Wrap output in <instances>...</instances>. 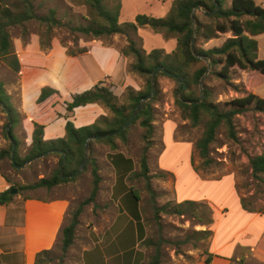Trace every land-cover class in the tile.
Returning <instances> with one entry per match:
<instances>
[{
    "label": "rangeland",
    "instance_id": "rangeland-1",
    "mask_svg": "<svg viewBox=\"0 0 264 264\" xmlns=\"http://www.w3.org/2000/svg\"><path fill=\"white\" fill-rule=\"evenodd\" d=\"M38 7V13L45 15L48 9H55L57 18L63 22H67L71 13L79 16L84 13L83 8H76L72 5L71 0H33ZM121 9L119 23L132 22L136 15H147L155 18L164 17L168 11L169 5L173 0H120ZM256 5L264 8V0H252ZM230 0H227V4ZM11 44L13 50L20 63V72L17 75L11 73L8 67L0 61V82L9 96V100L14 110L17 112V122L13 128V134L18 140L16 146L17 155L23 159L28 155L32 146V134L29 136L27 127L28 120L25 118L21 109V99L32 93L35 86H39L41 75L37 77L35 66H37V57L46 55L51 49H60L65 52L69 60L59 61L58 66L54 68L51 75L59 77L66 84H69V91L73 94H80L94 87L89 81L91 76H98L96 83L101 82L103 86L109 87L117 96L118 104H127L128 90L144 91L146 85V77L141 76L129 70V65L134 61L132 56L124 57L121 50L127 46V40L122 35L109 36L92 40L80 34H75L76 40H73L71 33L64 27H54L50 34H45V27L36 21L27 23L25 30L21 28H13L9 30ZM49 38L48 46L45 41ZM133 40L138 48L145 52L153 49H162L164 53H170L175 47V39L173 36H167L161 33H155L150 28H141L134 35ZM229 38V34L219 35L218 38L210 40L206 43L199 42L203 49H211L218 47ZM259 44L260 57L264 55V33L255 37ZM92 41L102 44H91ZM256 41V42H257ZM48 47L46 48L45 47ZM43 46V47H42ZM71 48L76 55H69ZM86 52L80 53L82 49ZM117 49L120 53V62L114 68L112 76L105 77L109 63L111 61L113 50ZM79 53V54H77ZM22 64V65H21ZM234 74L227 83L217 77L205 76L204 80L209 87V100L216 104H224L232 99L239 98L244 95V91L248 92V86H251L253 93L260 98H264V78L252 71L240 70L237 67L232 69ZM89 74V77L87 75ZM124 80V81H123ZM158 84V96L152 103L154 108V126L151 136H147L146 129L140 126V120H135L127 128L125 140L115 138L118 151L123 152L122 156L136 162L137 171L141 172L140 161L145 148L147 157L148 175L150 180L146 181L142 176L135 175L136 182L132 184L138 189L143 197L142 214L145 226L147 228V242L154 253V245L160 243V250L163 253L162 264H191L196 256L205 253L207 241L209 238L199 239L194 231L203 230L201 224L192 215L186 212L185 215H175L171 208L176 204L173 199V177L170 174H164L157 170V156L163 149L165 154L162 157V164L167 166L192 165L197 168V173L204 180L202 192L203 195H210L214 201H210V205L217 210L214 217L213 210L209 218L213 225V230L219 233L218 241L232 239L240 243L244 233L238 231L246 225L249 214L264 215V181L257 180L251 175L249 167L250 158L264 154V111H257L250 106L245 112L234 118L236 127L235 141L227 137L224 126L217 129L215 142L210 146V158L213 160L209 166L204 167L202 159L199 158L195 148L196 141L200 138L204 123L203 121L193 127L187 119L181 117V111L174 101L175 82L168 76L158 75L156 78ZM40 83V84H39ZM43 83V82H42ZM123 83V84H122ZM251 92V91H250ZM249 93V92H248ZM102 110V115H96L95 112ZM66 111V110H65ZM68 114V120L73 117L75 125H91L99 124L102 117H111L110 111L99 103H91L79 108L73 109L72 112H65L61 119L65 120ZM70 118V119H69ZM166 120L173 124L174 133L169 128L162 130L160 125ZM7 123L5 112L0 107V150L8 149L9 140L4 135V127ZM167 123V124H169ZM65 136V134H64ZM63 136V137H64ZM62 137V138H63ZM58 139V138H55ZM190 144L193 148V154L183 144L176 145L174 142ZM54 140V139H51ZM50 141V140H48ZM149 142V144H148ZM104 148H110L105 142L92 143V158L101 165V159L104 156ZM116 162L119 157L113 158ZM159 162V161H158ZM114 164V162H113ZM58 168V157L49 154L41 159L35 160L31 164L22 169H15L10 158H4L0 161V173L8 177L9 181L17 186L30 185L38 179L49 178L53 171ZM101 168V167H100ZM91 166L87 164L83 171L73 180L61 183L52 189H28L21 192L23 198H44L63 196L71 198V207L67 216L66 223L69 222L70 216L78 209L82 202L86 201L92 190ZM196 171V170H195ZM234 178L237 194L242 202L241 207L248 214L239 213L235 208V197L231 193V185L229 179ZM166 178L167 189L163 190V178ZM155 178H159L160 183H156ZM135 179V178H134ZM264 179V178H263ZM171 180V184L168 181ZM221 184L224 196L216 197L214 195L217 184ZM225 185V186H224ZM14 196H17L14 195ZM198 205L194 211L202 216V220L208 217L204 207L209 206L206 202L198 201ZM202 204V205H201ZM220 205V206H219ZM223 207H222V206ZM156 208H164L156 213ZM203 206V208L201 207ZM208 208V207H207ZM223 210L225 211L223 214ZM96 208L92 204L82 205L81 212L78 217V236L84 234L85 225L92 221L93 213ZM204 212V214H201ZM264 218V217H262ZM255 221L256 224L260 220ZM210 224V225H211ZM252 228V227H251ZM250 237V236H249ZM185 238L188 240L184 242ZM161 240L166 242L161 243ZM154 244V245H153ZM53 261L49 264H79V249L70 247L66 253L60 250V241L55 244L52 249ZM184 252H194L192 257L186 256ZM218 264H224L221 260Z\"/></svg>",
    "mask_w": 264,
    "mask_h": 264
},
{
    "label": "trees",
    "instance_id": "trees-1",
    "mask_svg": "<svg viewBox=\"0 0 264 264\" xmlns=\"http://www.w3.org/2000/svg\"><path fill=\"white\" fill-rule=\"evenodd\" d=\"M71 3L76 8H83L84 13L79 16L71 13L69 20L63 22L57 18L55 9H48L45 15L39 14L38 7L33 0H0V61L8 67L12 74H19L21 66L13 50L9 30L13 28L25 30L26 24L32 21H36L45 27L47 37V34H50L54 27L66 28L71 35H74L73 40H76L75 34L90 37L92 40L120 34L126 38L128 43L121 50V54L124 57L132 56L134 61L128 66L129 70L146 77L145 90L136 92L128 90L127 104H118L117 96L109 87L103 86L101 82L83 93L72 94L69 101L63 102L66 112H72L73 109L87 104L99 103L106 107L112 116L102 117L99 124L94 123L79 128H76L66 116L65 136L63 138L44 141L43 126L34 123L30 152L23 159H20L15 150L14 159L16 164H22L47 151L58 150L66 155L62 174H59L62 155L54 153L58 157V168L53 171L49 178H40L30 185L17 186L11 184L7 191L0 193V205L11 201L12 196L9 192L12 189H17L18 194L28 189L45 188L49 190L61 183L73 180V178H63L62 175H72L76 172L84 158L86 140L96 135L115 131L126 122L141 98L150 93L151 75L158 66L182 78V82H179L170 77L176 84L174 101L181 111V117L187 119L193 127L199 125L204 117H207L203 132L195 143L196 151L199 158L202 159L204 167L209 166L213 161L209 156L210 146L215 142L217 129L220 126H224L227 137L235 141L237 132L234 118L245 112L250 106H253L257 111H264V99L250 92L244 91V95L239 98L224 102V104H216L208 99L210 90L206 82L203 81L201 86L199 85L200 79L207 70L208 61L212 62L209 76L217 77L227 83L230 82L234 74L232 72L234 67L244 71H252L264 78V60L259 59L257 56L258 48L255 40V37L264 33V8L256 5L252 0H230L228 4L227 0H173L164 17L155 18L147 15H136L132 22L124 23H119L120 0H71ZM216 4L218 6L217 12L213 15H207L215 9ZM197 7L200 10H196ZM193 22L196 29L195 35ZM141 28H150L155 33L173 36L175 48L170 53H164L162 49H153L150 52H145L143 49L138 48L132 37ZM222 34H229V38L222 45L211 49L200 47L199 42L206 43ZM193 35L194 40L191 46ZM48 40L49 38L45 41L47 46ZM79 52L84 53L86 49L83 48ZM68 53L71 56L76 55L72 48ZM158 75L166 76L162 73H158ZM156 78L154 81L155 95L143 104L141 111L134 119V121L140 120L139 124L146 129L147 136H151L154 129V108L152 103L157 99L159 93ZM183 86L185 89H183ZM201 95H203V99L200 103L194 104V102L200 100ZM189 102L193 103L189 104ZM0 103L10 112L12 119L10 135L17 146L18 141L13 134V128L17 122V112L11 105L9 96L4 91L3 83L1 82ZM57 103H61V95L57 90L51 87H42L40 89L36 99V106L39 111H46ZM126 131L111 138L89 142L88 164L92 168V190L88 199L82 202L70 216L69 222L61 228L59 241L62 253H66L74 243L82 205L93 202L98 192L100 177L96 162L92 158V143L105 142L110 145L111 149H116L115 138H120L124 141ZM4 135L7 138L5 127ZM10 149L11 144H9L8 149L0 150V161L4 158H10ZM146 151L147 148H145L140 161L141 172L135 175H140L146 181H149ZM118 156L128 164V167L125 165L124 169L131 171V160L123 157L122 154H118ZM249 167L254 178L264 181V154L250 158ZM194 168L197 170L196 167ZM7 181H9L8 178ZM129 194L135 200L133 206L136 209V203L139 199L131 188H129ZM196 205H198L196 202L184 201L176 203L171 208L172 210L169 211L180 216L185 215L186 212H191L201 226L210 225L211 207L208 205V208L204 207L208 217L202 220L203 217L194 211ZM201 207L203 208V206ZM154 209L157 213L164 208L157 209L155 206ZM201 214H204V212H201ZM135 218H139L137 212ZM193 233L198 235L199 239L211 236V230L208 229L194 231ZM187 240L185 238L183 243ZM160 242L166 241L161 240ZM145 243L152 244V241L147 242L145 240ZM159 244H153L154 253L151 255L148 264H162L163 253L159 248ZM53 256L52 249L40 251L35 256L34 264H49V262L53 261ZM206 263L209 264L208 261Z\"/></svg>",
    "mask_w": 264,
    "mask_h": 264
},
{
    "label": "crops",
    "instance_id": "crops-1",
    "mask_svg": "<svg viewBox=\"0 0 264 264\" xmlns=\"http://www.w3.org/2000/svg\"><path fill=\"white\" fill-rule=\"evenodd\" d=\"M166 6L169 9L170 6ZM91 44L96 45L99 43L92 41ZM257 48L258 58L264 60V55L260 57L259 54L258 41ZM111 50H113V55L105 77L112 76L114 68L120 62L119 51L117 49ZM37 58L38 64L35 66V70L37 77L41 75V84L39 83L40 85L35 86L32 93H28L24 99H21L20 111L30 125L27 127L29 136L34 130V123H36L43 126L44 141L62 138L65 134V120H62L61 116L66 112L63 102L69 101L73 93L72 90L71 92L69 91V84L50 73L53 74L52 71L58 66L59 61H66L69 58L60 49H51L46 55ZM87 75L89 77L88 73ZM97 78L98 76L96 75L95 77L91 76L89 81L95 85ZM42 87H51L57 90L61 95V103L55 104L46 111H39L36 106V99ZM247 89L248 92L251 91L250 93L254 94L251 86H248ZM101 113L102 110L100 111L99 109L95 112L98 116L102 115ZM66 115L69 116L68 114ZM70 121L74 124L72 115ZM167 123L169 122L164 120L160 125L162 133L164 128H169L174 133L173 124ZM153 125H156V122H153ZM74 126L79 128L87 125L79 126L74 124ZM174 142L177 143L176 145L183 144L190 149V156L193 154V148L190 144L182 143L175 139ZM115 145L116 149H111L110 145L109 149L104 148V156L100 158L101 165L99 168V163L96 162L100 181L95 200L90 203L92 204V209L93 205L96 208L92 221L86 223L82 236H78L80 224L75 231V239L71 247H76L80 250L79 264H148L153 254L150 246L145 243L147 228L142 214L143 197L132 184V182L137 181V178L134 177L137 171V164L131 160V171H126L124 167L125 165L128 167V164L124 160L119 158L115 162L113 158L119 157L118 154L123 153L118 151L117 142H115ZM165 149L157 156L156 168L161 173L170 174L173 177L172 200L175 203L184 201L206 202L213 210L212 217H214L217 210L221 212V209L216 207V210L213 205H210V201H214L212 196L203 195L207 193L202 192L204 180L199 176L198 171H195L193 164L177 168L176 165L167 166L161 163ZM7 178L0 173V193L7 191L13 184L7 181ZM225 178L230 181L231 193L236 201L234 204L235 208L239 213L248 214L242 210L234 178L231 176ZM154 180L157 184L161 181L159 178ZM162 180L163 190H165L168 187L167 181L165 177ZM168 183L171 184V180ZM216 187L214 195L223 197L224 193L221 190L223 186L218 183ZM129 188L133 189L139 199L136 203V209H134L135 200L129 194ZM11 196L10 202L0 205V263L34 264L35 256L38 252L53 249L59 241L61 228L66 224L71 207V198L63 196L50 199L23 198L18 193L17 196ZM136 212L139 215L138 219L135 218ZM224 212L223 210L222 214ZM249 215L250 218L246 225L238 231L240 234L244 233L240 243L232 239L218 241L219 233H217V230H213L212 224L202 227L203 230H211V236L207 241L205 253L201 256H196L191 264H207L206 261L209 264H218L220 260L224 264H264V218H262L264 215ZM259 218L263 220L253 224ZM184 253L189 257L194 255V252Z\"/></svg>",
    "mask_w": 264,
    "mask_h": 264
},
{
    "label": "water",
    "instance_id": "water-1",
    "mask_svg": "<svg viewBox=\"0 0 264 264\" xmlns=\"http://www.w3.org/2000/svg\"><path fill=\"white\" fill-rule=\"evenodd\" d=\"M217 4L215 5V9L207 14V15H213L217 12ZM196 10H200L199 7L196 8ZM193 13V12H192ZM193 25H194V35H195V32H196V29H195V23L193 22ZM194 35L192 37V41H191V46L193 45V40H194ZM201 58V57H199ZM211 67H212V62L211 61H208L207 62V70L204 74V76L200 79V83L199 85L201 86V83L203 82L205 76L210 72L211 70ZM158 73H162L168 77H171V78H174L175 80L179 81V82H182V78L180 76H177L175 74H172L168 71H166L165 69H163L161 66H158L156 67L153 72H152V75H151V91L148 95L144 96L141 98V100L139 101V103L137 104V106L134 108V110L131 112L130 116L128 117V119L126 120V122L117 130L115 131H112V132H109V133H106V134H103V135H96V136H93V137H90L86 140L85 142V153H84V158L81 162V164L79 165V167L77 168L76 172L72 175H67V176H64L62 175L63 178H75L77 177L82 171L83 169L85 168V166L88 164L89 162V142L90 141H95V140H101V139H106V138H111V137H114V136H117L121 133H123L125 130H127V128L132 124V122L134 121L135 117L139 114V112L141 111L142 107H143V104L148 102L154 95H155V85H154V81H155V78L157 76ZM183 89H185V87L183 86ZM203 99V95L200 96V100L197 101V102H194V104H198L200 103V101ZM193 102H189V104H191ZM0 107L2 108V110L5 112L6 114V117H7V123H6V126H5V133H6V136L11 144V149H10V161H11V164L13 165V167L15 169H22L23 167L31 164L32 162H34L35 160H38V159H41L42 157L46 156V155H49V154H54V153H59L62 155V161L59 165V174L61 175L62 174V170H63V166H64V163H65V160H66V155L64 152L62 151H58V150H53V151H47L45 153H42L40 155H37L36 157L22 163V164H16L15 162V159H14V156H15V150H16V144L14 143L11 135H10V131H11V126H12V119H11V115H10V112L7 108H5L1 103H0ZM10 195H15L17 194V189H12L10 192H9Z\"/></svg>",
    "mask_w": 264,
    "mask_h": 264
}]
</instances>
